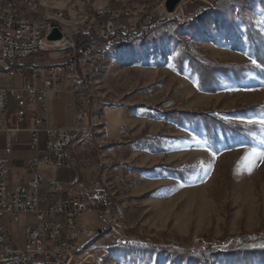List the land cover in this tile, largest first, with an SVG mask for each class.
I'll use <instances>...</instances> for the list:
<instances>
[{
	"label": "rangeland",
	"instance_id": "rangeland-1",
	"mask_svg": "<svg viewBox=\"0 0 264 264\" xmlns=\"http://www.w3.org/2000/svg\"><path fill=\"white\" fill-rule=\"evenodd\" d=\"M41 3L76 23L100 8L153 20L149 37L104 58L94 126L79 130L67 83L58 87L64 103L49 104L74 139L68 169L44 177L74 175L104 203L105 216L80 217L85 235L73 264H203L200 252L241 239L253 245L210 256L212 263L264 264V160L254 155L264 153V0ZM0 81L24 86L8 64ZM18 139L27 145L25 133ZM30 157L12 159L22 165ZM23 172H14V185ZM32 220L8 225L22 249ZM173 250L197 254L191 260Z\"/></svg>",
	"mask_w": 264,
	"mask_h": 264
},
{
	"label": "built area",
	"instance_id": "built-area-1",
	"mask_svg": "<svg viewBox=\"0 0 264 264\" xmlns=\"http://www.w3.org/2000/svg\"><path fill=\"white\" fill-rule=\"evenodd\" d=\"M54 31L60 32L61 40H49ZM152 32V19H140L129 10L100 8L76 23L60 9L43 12L41 0H0V66L10 65L24 79L19 89L0 81V264H73L78 239L85 235L80 217L105 216L104 203L91 199L79 182L63 184L44 177L45 168L68 169L74 139L71 130L49 127L48 97H58V87L67 83L78 99L79 130L94 126L93 100L104 58ZM78 35L86 36L82 54ZM20 133L29 135L28 147L35 157L24 166L27 179L14 185L12 156ZM23 215L33 220L22 249L8 225L19 223Z\"/></svg>",
	"mask_w": 264,
	"mask_h": 264
},
{
	"label": "crops",
	"instance_id": "crops-1",
	"mask_svg": "<svg viewBox=\"0 0 264 264\" xmlns=\"http://www.w3.org/2000/svg\"><path fill=\"white\" fill-rule=\"evenodd\" d=\"M59 97V96H58ZM58 97H55V95L52 93V94H50L49 95V97H48V102H47V108H48V125H49V127L50 128H65V129H68V130H71L72 131V129H70V128H72V127H70L69 125H67L66 124V122L62 119V116H61V110L59 109V111H58V113H54V109L52 110H49V104H50V102H54V101H57L58 103H61V104H63L64 102V100L65 99H59ZM72 100H73V104H72V106H73V108L75 109V111H77V108H78V106H79V103H78V99H77V97L73 94V95H71V97H70ZM55 112H57L56 111V109H55ZM76 112H75V117H74V120H75V122H76ZM106 119H107V116H106ZM26 134V133H25ZM27 135V139H28V141H27V145L26 146H22V145H19L18 147H16V149H15V151H14V153H18V152H27V153H29L30 155H31V157L29 158V159H32V158H34L35 157V153L34 152H32L30 149H29V135L28 134H26ZM43 136V143H42V145H41V148L42 149H44V135H42ZM14 153H13V155H14ZM28 159V160H29ZM27 160V161H28ZM14 163H15V166H16V168H15V171L16 170H23L24 171V166H25V164L27 163L26 161L22 164V165H20V164H18L17 162H15L14 161ZM14 171V172H15ZM52 171H56V170H54V169H52V168H45L44 170H43V174H44V176H46V175H52ZM70 171V170H69ZM72 173V172H71ZM72 175H73V173H72ZM20 179L23 181V180H26L27 179V177L25 176V173L23 172V174H20ZM52 179H54V180H57V181H59V182H61V183H63L64 181H65V184H71L72 182H74V175L72 176V178L71 179H67V178H65V177H62L61 179H59V178H54V177H52ZM64 184V183H63Z\"/></svg>",
	"mask_w": 264,
	"mask_h": 264
},
{
	"label": "trees",
	"instance_id": "trees-1",
	"mask_svg": "<svg viewBox=\"0 0 264 264\" xmlns=\"http://www.w3.org/2000/svg\"><path fill=\"white\" fill-rule=\"evenodd\" d=\"M76 42L78 45V51L82 54L83 49L85 47V42H86V36L84 35H78L76 37ZM249 239V238H248ZM253 242H250L249 240H244L241 239V241H236L234 240L228 247L226 248H221V249H217V250H208V251H204V252H200V256L202 259V263L203 264H214L211 261V257L210 256H216L218 255V253H223L226 255L229 254H236L238 252H240L243 249H249ZM172 252V253H171ZM171 254H173L172 256L174 257H179V258H189V259H194V257L196 256L197 253L194 252H183L181 250H173L170 251Z\"/></svg>",
	"mask_w": 264,
	"mask_h": 264
},
{
	"label": "water",
	"instance_id": "water-1",
	"mask_svg": "<svg viewBox=\"0 0 264 264\" xmlns=\"http://www.w3.org/2000/svg\"><path fill=\"white\" fill-rule=\"evenodd\" d=\"M61 39H62V35L60 34L59 31H54L53 34L49 38L50 41H58Z\"/></svg>",
	"mask_w": 264,
	"mask_h": 264
},
{
	"label": "snow or ice",
	"instance_id": "snow-or-ice-1",
	"mask_svg": "<svg viewBox=\"0 0 264 264\" xmlns=\"http://www.w3.org/2000/svg\"><path fill=\"white\" fill-rule=\"evenodd\" d=\"M253 63L255 64L256 62L253 61ZM259 123H260L261 127H264V121H260ZM254 155L259 157L261 160H264V153H254ZM262 247H264V245H262Z\"/></svg>",
	"mask_w": 264,
	"mask_h": 264
},
{
	"label": "bare ground",
	"instance_id": "bare-ground-1",
	"mask_svg": "<svg viewBox=\"0 0 264 264\" xmlns=\"http://www.w3.org/2000/svg\"><path fill=\"white\" fill-rule=\"evenodd\" d=\"M89 235H91V234H89Z\"/></svg>",
	"mask_w": 264,
	"mask_h": 264
}]
</instances>
